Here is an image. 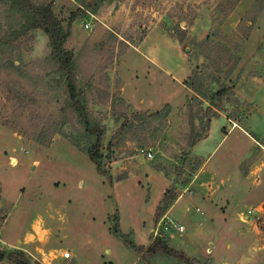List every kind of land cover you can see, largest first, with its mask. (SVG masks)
<instances>
[{"label": "rangeland", "instance_id": "obj_1", "mask_svg": "<svg viewBox=\"0 0 264 264\" xmlns=\"http://www.w3.org/2000/svg\"><path fill=\"white\" fill-rule=\"evenodd\" d=\"M31 1L52 4L70 31L65 48L74 55L80 99L90 120L106 128L102 173L84 151L85 129L51 59L49 39L41 30L25 31L23 15L0 0V209L7 220L0 238L40 233L49 260V251L64 254L67 248L78 251L81 264H140L114 234L119 226L133 240L137 233L135 243L164 238L199 264H264V200L256 202L264 195V139L263 148L255 147L237 129L222 141L234 125L246 127L253 114L245 131L264 133V0ZM142 51L156 54L160 66L143 59ZM192 72L201 94H207L204 108L214 104L219 90L214 80L234 89L221 105L215 102L217 118L225 116L229 123L223 128L222 120L214 122L210 142L218 148L195 184L203 162L191 158L189 149L188 103L196 94L186 82ZM125 81L141 103L171 106L136 111L123 95ZM192 104L202 117L198 103ZM156 113L160 117L152 116ZM196 124L202 128L199 120ZM146 167L163 173L176 201L182 198L169 218L170 208L159 220L156 211L153 217L165 184L153 178L149 201ZM237 167L243 175L257 169L262 186L248 190L235 175ZM213 169L218 181L208 176ZM129 172L135 178L115 189ZM226 174L230 191L223 189L222 195L231 198L220 210L229 213L216 216L200 194H220ZM169 220L186 231L171 226L165 232ZM151 261L182 264L166 256ZM61 264L76 263L71 257Z\"/></svg>", "mask_w": 264, "mask_h": 264}, {"label": "trees", "instance_id": "obj_2", "mask_svg": "<svg viewBox=\"0 0 264 264\" xmlns=\"http://www.w3.org/2000/svg\"><path fill=\"white\" fill-rule=\"evenodd\" d=\"M11 2L18 11L23 15L25 19V31L41 30L49 39V45L51 49V59L58 66V73L65 81L66 88L69 92V98L72 108L79 115L81 124L85 129V134L88 139V147L84 149L90 160L96 165L99 172L102 173V160H103V145L106 135V128L100 123H94L90 120L80 99V93L78 90L77 76L74 71V55L72 52L65 48V44L70 37V31L65 30L62 22L58 19L53 11L52 4H34L31 0H3ZM178 42H184V38L177 37ZM189 82H186L191 90L196 94L189 100L188 109L191 116L190 128L191 137L189 143V149L195 147L201 140L205 139L210 131L211 123L213 119L217 118L220 114V106L226 97L234 95V89L225 84L220 83L218 80H214L213 83L219 86V90L213 95V105L208 108H204L203 100L207 99V94L202 95L201 90L197 87V82L194 81V72ZM193 101L198 103L199 113H202V117H198L194 114ZM215 102H218L217 105ZM169 107H167V110ZM167 112V116H168ZM139 115H135V118ZM153 117H160L159 113L153 114ZM166 117V116H165ZM199 120L202 128H199L196 121ZM128 125V121H125L119 131L122 133ZM227 134V131L226 133ZM78 148H81L79 144H75ZM111 145L109 146L110 149ZM82 149V148H81ZM126 177L119 178V181H124ZM172 190H166L163 199L156 210V220H159L164 216L165 212L174 204L177 197L172 195ZM2 198L0 195V204ZM6 221V216L0 209V229ZM114 234L124 243V245L141 256V260L148 264H151L150 260L154 257L166 256L172 258L182 264H199L195 259H191L183 252L175 250L168 245L164 238H156L152 240L149 247L139 246L131 238V236L124 234L120 227L117 226L113 230ZM8 261L12 264H41L40 262H32L27 254L23 250L5 251L0 249V263Z\"/></svg>", "mask_w": 264, "mask_h": 264}, {"label": "crops", "instance_id": "obj_3", "mask_svg": "<svg viewBox=\"0 0 264 264\" xmlns=\"http://www.w3.org/2000/svg\"><path fill=\"white\" fill-rule=\"evenodd\" d=\"M47 37V36H46ZM48 38V37H47ZM148 37L147 38H145L140 44H139V47L136 49V50H139L141 47H142V45L144 44V43H146V41H148ZM141 56H142V58L143 59H145L148 63H150V64H152V65H158V66H160L159 65V61H158V57L156 56V54L155 55H153V56H155V57H151L150 55H147L146 53L144 54V52L142 51L141 52V54H140ZM157 57V58H156ZM157 59V60H156ZM123 95H124V97H125V99L127 100V101H129L130 103H131V105L134 107V109L136 110V111H141V110H154V111H157V110H160L161 108H163L165 105H170V104H168V103H162V104H160L159 106H151V105H145L144 103H141L140 101H138L135 97H134V95L133 94H131L129 91H128V84H127V82L125 81V85H124V89H123ZM186 100H187V96H186ZM186 100H185V102H186ZM184 105V103L182 104V106ZM171 106V105H170ZM179 107H181V106H179ZM178 107V108H179ZM177 108V109H178ZM173 110L175 111V109L173 108ZM254 115V114H253ZM253 115H251L250 117H249V119L247 120V126L246 127H242V126H238V125H234V127L230 130V131H228V133L227 134H224V137L222 138V141L225 139V137L232 131V130H237V129H239V130H241V131H244L245 133H246V135L250 138V139H252V141H253V146H260L261 148H263L262 147V145H261V143H259V141L260 140H263L264 139V133H261L262 134V136L261 137H259L258 135H256L252 130H250V128L249 129H247L248 131H249V133H247L246 131H245V128H248L249 126H248V123H249V120L251 119V117L253 116ZM218 120H222L223 121V123L225 124L224 126H223V128L224 127H226L227 126V124L229 123V120L227 119V117H225V116H221V117H219V118H215V119H213V121H212V123H211V128H210V131H209V134H208V136L205 138V139H203V140H201L195 147H193L191 150H190V156H191V158H194V159H198V160H201L203 163H202V165H201V167H200V169H199V172L197 173V175H196V178L193 180V184H195L196 183V181L199 179V177H201L202 176V174L204 173V171H206V169H208V167H209V165H210V162H209V160H210V158L213 156V154L215 153V151H216V149L218 148V146L217 147H213L212 146V143L210 142V140H211V133H212V127H213V125H214V122L215 121H218ZM222 128V129H223ZM250 134H252V136H249ZM222 141H221V143H222ZM257 172H258V170L256 169V170H252V171H250L247 175H243L242 173H241V171H240V169H238V167H237V172H236V176H238V177H240L239 178V180L243 183V184H247L248 186V190H253V188H257V187H260V186H262V183L264 182V180H263V182L261 181H258L259 180V177L257 176ZM133 172H129L128 173V175H127V179H125L124 181H122V182H120V183H115L114 185H113V187L116 189V188H118L120 185H122V184H124L125 182H128V181H130L131 179H133V178H135L134 176H133ZM142 174L144 175V177H145V183L147 184V187H148V189H149V196H148V200L149 201H151V199H152V196H151V192H152V180H153V178H157V179H159L160 181H162V182H164V184H165V186L163 187V189H162V191H161V193H160V196H159V198L156 200V202H155V206H154V208H155V210H154V212H153V217H154V214H155V211L157 210V208H158V206L160 205V203H161V201H162V199H163V196H164V194H165V192H166V190L169 188V186H170V181H169V179L163 174V173H161V172H159V171H157L156 169H151V168H148V167H146L145 169H144V171L142 172ZM139 176V175H138ZM209 178L210 179H213V180H215V181H218L217 180V172H215V170L213 169V170H209ZM225 177H221L220 179V186H221V192H220V194H217V195H215V196H213L212 198H209V197H211L210 196V194H208L207 195V192L206 193H204V194H200L201 196V200L203 201V202H207V200L209 201V203L207 202V205H208V207L209 206H214L213 207V209H215V213H216V216H217V214L218 213H221L222 215H227L229 212H227V213H223V211L222 210H220L222 207H224V205L225 204H228V199H230L231 197H228V195L227 196H225V195H222V190L223 189H225V192H228V191H230L229 189H230V184L228 183L229 182V180H228V178H229V175H224ZM261 177V176H260ZM262 178V177H261ZM139 182V184L141 183V181H138ZM225 187V188H224ZM249 192V191H248ZM264 196V195H263ZM261 197V199H258V200H256V202H257V204H262L263 203V201L262 200H264V197ZM207 197H208V199H207ZM217 197V198H216ZM182 199V198H181ZM181 199H179L178 201H176L175 203H174V205H172L171 207H170V209L168 210V212H167V214L165 215V218L167 217V218H169V216H170V214H171V212L173 211V209H174V207L177 205V203L181 200ZM223 205V206H222ZM197 209H200V208H197ZM197 209H196V211H197ZM198 213L199 212H201V209H200V211H197ZM8 219V218H7ZM225 219H227V217H225ZM7 221V220H6ZM169 221H171L172 222V220H169ZM5 224H6V222H5ZM5 224H3V226L1 227V229H0V236L2 235V233H3V229H4V225ZM152 226H153V221H152V223H151V226H150V233L151 232H153V228H152ZM165 232H167V231H169V230H164ZM164 232V233H165ZM39 235H40V233H38ZM133 236H134V241H136V238H137V233L135 232V231H133ZM35 236V235H30L29 236V238H27V237H25V238H20V237H18V238H16V239H14V240H12V241H8L7 239H4V238H0V249H3V250H5V251H8L7 249H14V250H23L26 254H27V256H28V258L32 261V262H40L41 264H61V263H63L65 260H67V259H65L64 258V256H63V253H61V250H57V249H54V250H52V251H49V253H50V255H52L53 257H51V259L49 260L48 258H46V252H45V250L46 249H44L45 247H43V246H41V245H39V242L38 241H40L39 239L41 238V236ZM165 235L167 236V237H169L170 239H171V236H168L166 233H165ZM32 236V238H30ZM40 237V238H39ZM151 240L150 239H148L147 240V242L146 243H143V244H141V243H137V245H139V246H144V247H149V245L151 244ZM41 244V243H40ZM172 247V246H171ZM173 248V247H172ZM63 250H65L66 252L67 251H70L69 249H63ZM9 251H11V250H9ZM70 253H71V257L74 259V261H75V263L76 264H81L79 261H77L76 260V257L78 256L77 255V253H78V251H75V252H72V251H70ZM57 254V255H56ZM137 255V254H136ZM65 259V260H64ZM137 262L138 263H140V264H148V263H146V262H143L142 260H141V256L139 255H137ZM110 264H113L112 262H110ZM151 264H154L152 261H151Z\"/></svg>", "mask_w": 264, "mask_h": 264}, {"label": "built area", "instance_id": "obj_4", "mask_svg": "<svg viewBox=\"0 0 264 264\" xmlns=\"http://www.w3.org/2000/svg\"><path fill=\"white\" fill-rule=\"evenodd\" d=\"M86 28H89V25L86 24ZM141 153L148 156L149 158H152V153L150 152H146L145 150H141ZM197 211H200V209H197ZM170 225H166L164 226V230H169L171 226L175 227L180 233L185 232V227L181 224H175L174 222H169ZM161 226V224L159 225V227ZM65 259H71V253L70 252H65L63 254Z\"/></svg>", "mask_w": 264, "mask_h": 264}]
</instances>
